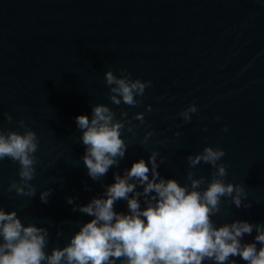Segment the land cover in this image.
I'll list each match as a JSON object with an SVG mask.
<instances>
[{
	"label": "water",
	"instance_id": "95a60500",
	"mask_svg": "<svg viewBox=\"0 0 264 264\" xmlns=\"http://www.w3.org/2000/svg\"><path fill=\"white\" fill-rule=\"evenodd\" d=\"M122 69L150 81L136 105L109 99L114 93L104 73L119 77ZM190 103L197 111L185 122L179 113ZM96 104L123 122L127 147L94 180L74 117L91 116ZM19 120L38 138L29 182L35 194L9 190L10 182L20 183L19 165L6 157L0 207L46 228L47 252L91 219L80 205L103 196L114 174L123 175L139 158L147 162L153 152L161 177L188 184L192 172L204 177L205 187L215 168L206 162L190 167L186 159L205 145L224 149L217 161L225 166L223 179L245 191L239 208L222 197L213 223L264 224V0H0V129L23 132ZM44 189L50 190L47 203L39 198ZM113 207L127 212L123 199ZM233 259L245 264L239 255Z\"/></svg>",
	"mask_w": 264,
	"mask_h": 264
},
{
	"label": "clouds",
	"instance_id": "9594fccd",
	"mask_svg": "<svg viewBox=\"0 0 264 264\" xmlns=\"http://www.w3.org/2000/svg\"><path fill=\"white\" fill-rule=\"evenodd\" d=\"M121 71L126 74L118 77L111 70L104 73L105 83L112 86L110 92L114 93L109 99L116 105H136V97L143 94L150 81L132 78L125 69ZM196 111V105L190 103L179 115L187 122L190 113ZM4 115L11 120L8 113ZM113 117L104 104L93 105L91 116L81 113L74 117L81 129L80 141L85 145L82 160L94 180L126 151L121 135L123 122ZM135 118L143 122V113H136ZM17 123L23 132L0 129V160L7 157L19 165L20 183L10 182L9 190L32 196L35 187L29 182L35 174L38 138L23 120ZM224 154L223 148L205 145L202 151L186 157L190 167L206 162L215 168L202 189L204 177L193 178L192 172L187 174L188 184L161 177L155 152L147 162L144 158L133 161L123 175H113L103 196L79 206V211L91 219L80 225L67 244L53 247L50 252L45 251L46 228L25 224L15 209L5 211L0 207V264H117V260L119 264H236L233 258L237 255L245 264H264V224L234 219L216 226L211 219L220 210L222 197H231L239 208L245 195L242 185L225 183V166L217 163ZM137 185L142 186L141 191H137ZM49 195L50 190L44 189L39 198L47 203ZM121 199L126 201L127 212L114 210V202ZM68 202H72L71 197ZM243 206L250 207L251 203ZM254 230L251 241L243 240Z\"/></svg>",
	"mask_w": 264,
	"mask_h": 264
}]
</instances>
